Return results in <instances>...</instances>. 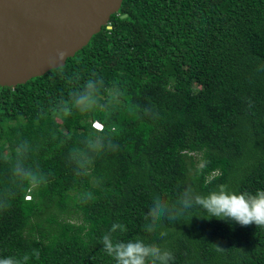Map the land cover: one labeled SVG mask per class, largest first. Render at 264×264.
Wrapping results in <instances>:
<instances>
[{
    "label": "trees",
    "instance_id": "obj_1",
    "mask_svg": "<svg viewBox=\"0 0 264 264\" xmlns=\"http://www.w3.org/2000/svg\"><path fill=\"white\" fill-rule=\"evenodd\" d=\"M92 78L105 96L121 90L107 120L119 147L80 177L68 153L104 118L61 102ZM149 106L155 119L143 116ZM20 142L46 177L38 190L11 183ZM186 185L201 195L264 190V0H123L63 66L0 86V196L13 193L0 210V258L115 264L101 238L119 223L115 241L157 244L170 264H264V227L254 224L192 209L145 231L152 197L175 203Z\"/></svg>",
    "mask_w": 264,
    "mask_h": 264
},
{
    "label": "clouds",
    "instance_id": "obj_2",
    "mask_svg": "<svg viewBox=\"0 0 264 264\" xmlns=\"http://www.w3.org/2000/svg\"><path fill=\"white\" fill-rule=\"evenodd\" d=\"M66 55L65 51L58 50L55 64L59 65ZM105 87L103 79L92 78L85 81L81 86L76 87L70 94L67 101L61 102V107L69 108L82 115L99 114L104 118L105 126L102 129L101 123H96L88 135L70 149L68 162L73 166L75 175L87 176L94 166L97 157L107 152H114L118 145L113 142V135L107 126V120L116 106L119 104L122 95L117 86H113L108 96L103 94ZM156 113L152 107L143 110V116L155 119ZM29 146L27 142H20L17 145L14 158L11 164V183L21 188L28 187L38 190L44 183L46 177L40 172L38 166H30L28 163ZM12 190H6L0 196V210L8 207V198ZM91 198V193L85 194ZM192 209H199L204 219L215 218L224 221L229 225L238 224L241 227L255 225L264 227V190H258L255 194L236 193L229 191L226 185H219L207 195L197 193L191 185L181 188L175 203L163 200L159 195L152 197V203L145 215V231L155 232L164 220L177 221L186 212ZM117 230L125 231V226L113 223L102 238V250L113 260L115 264H170L174 259L173 253L163 249L157 244L145 243L141 239L128 240L127 242L115 241L113 233ZM166 232H160V236H166ZM218 249H222L217 246ZM0 264H21L19 259L14 257L0 258Z\"/></svg>",
    "mask_w": 264,
    "mask_h": 264
},
{
    "label": "water",
    "instance_id": "obj_3",
    "mask_svg": "<svg viewBox=\"0 0 264 264\" xmlns=\"http://www.w3.org/2000/svg\"><path fill=\"white\" fill-rule=\"evenodd\" d=\"M122 1L0 0V86L15 87L63 66L109 22ZM58 50L66 55L56 65Z\"/></svg>",
    "mask_w": 264,
    "mask_h": 264
},
{
    "label": "built area",
    "instance_id": "obj_4",
    "mask_svg": "<svg viewBox=\"0 0 264 264\" xmlns=\"http://www.w3.org/2000/svg\"><path fill=\"white\" fill-rule=\"evenodd\" d=\"M96 123H100V122H98V121H92V122H91L92 127H93ZM101 126H102V124H101Z\"/></svg>",
    "mask_w": 264,
    "mask_h": 264
}]
</instances>
